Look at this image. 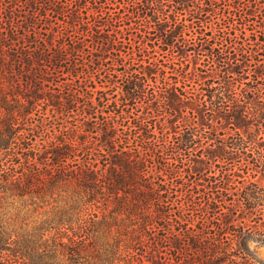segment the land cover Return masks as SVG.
I'll list each match as a JSON object with an SVG mask.
<instances>
[{
  "label": "trees",
  "instance_id": "16d2710c",
  "mask_svg": "<svg viewBox=\"0 0 264 264\" xmlns=\"http://www.w3.org/2000/svg\"><path fill=\"white\" fill-rule=\"evenodd\" d=\"M258 246L264 0H0V264H264Z\"/></svg>",
  "mask_w": 264,
  "mask_h": 264
},
{
  "label": "rangeland",
  "instance_id": "374dc122",
  "mask_svg": "<svg viewBox=\"0 0 264 264\" xmlns=\"http://www.w3.org/2000/svg\"><path fill=\"white\" fill-rule=\"evenodd\" d=\"M34 208H35L34 205H31L26 208H22L20 211V215H16V212H18V210L11 209L13 215L17 217L18 226H23L25 228L31 229L32 226L36 224L35 221L39 218V216L40 218L38 220L41 219V215L39 214L40 212L44 211L45 207L39 208V211L36 210L35 212H34ZM253 246H255V243L253 244ZM257 252L258 255L264 259V246H258Z\"/></svg>",
  "mask_w": 264,
  "mask_h": 264
}]
</instances>
